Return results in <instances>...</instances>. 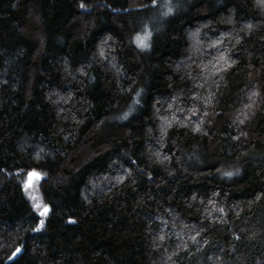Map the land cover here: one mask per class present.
I'll list each match as a JSON object with an SVG mask.
<instances>
[{
	"label": "trees",
	"instance_id": "obj_1",
	"mask_svg": "<svg viewBox=\"0 0 264 264\" xmlns=\"http://www.w3.org/2000/svg\"><path fill=\"white\" fill-rule=\"evenodd\" d=\"M164 1L0 0V264H264V0Z\"/></svg>",
	"mask_w": 264,
	"mask_h": 264
},
{
	"label": "rangeland",
	"instance_id": "obj_2",
	"mask_svg": "<svg viewBox=\"0 0 264 264\" xmlns=\"http://www.w3.org/2000/svg\"><path fill=\"white\" fill-rule=\"evenodd\" d=\"M171 2H172V0H165L164 3L162 4V6L156 10V13L154 14V19H158L162 15L166 14L169 7L171 6ZM138 37H140L141 39H144L146 37V39H144V44L145 45L147 44V38H148L147 33H143V34L139 35ZM35 174L36 175H34V176L28 175V177L25 179L24 189H25L27 197L30 199V201L34 205L35 209L40 211L42 209V204H41L39 194H38V190H37L38 182L40 180V174H38L36 172H35ZM37 204L40 206L39 208H37L35 206Z\"/></svg>",
	"mask_w": 264,
	"mask_h": 264
},
{
	"label": "snow or ice",
	"instance_id": "obj_3",
	"mask_svg": "<svg viewBox=\"0 0 264 264\" xmlns=\"http://www.w3.org/2000/svg\"><path fill=\"white\" fill-rule=\"evenodd\" d=\"M81 7H83V5H81ZM137 39H138V43L140 44V46H146V45L144 44V39H146V37H145L144 39H141L140 37H138ZM29 175H30V176H34V175H36V174H35V173H30ZM228 175H230V173H229ZM34 199H35V198H34ZM35 206H36L37 208L40 207L38 204L35 205ZM46 211H47V208L45 207L44 212H42L41 215L45 214ZM41 223H43V222H41ZM17 252H19V249H17ZM13 255H15V253H14Z\"/></svg>",
	"mask_w": 264,
	"mask_h": 264
}]
</instances>
